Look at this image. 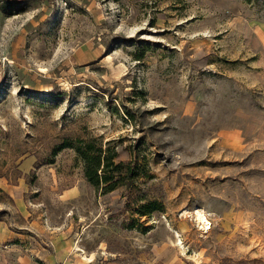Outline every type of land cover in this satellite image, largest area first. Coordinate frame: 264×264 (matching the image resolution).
<instances>
[{
	"label": "rangeland",
	"instance_id": "rangeland-1",
	"mask_svg": "<svg viewBox=\"0 0 264 264\" xmlns=\"http://www.w3.org/2000/svg\"><path fill=\"white\" fill-rule=\"evenodd\" d=\"M0 264H264V0H0Z\"/></svg>",
	"mask_w": 264,
	"mask_h": 264
},
{
	"label": "trees",
	"instance_id": "trees-1",
	"mask_svg": "<svg viewBox=\"0 0 264 264\" xmlns=\"http://www.w3.org/2000/svg\"><path fill=\"white\" fill-rule=\"evenodd\" d=\"M63 146L75 149L82 160L85 179L96 187L101 185L104 190H111L118 183L122 184L124 178L136 176L138 173L135 163L131 160L116 161L115 150L105 149L102 144L94 147L90 140L79 139L77 144L65 142ZM158 209L160 204L151 200L140 204L138 211L140 214L149 215Z\"/></svg>",
	"mask_w": 264,
	"mask_h": 264
},
{
	"label": "bare ground",
	"instance_id": "bare-ground-1",
	"mask_svg": "<svg viewBox=\"0 0 264 264\" xmlns=\"http://www.w3.org/2000/svg\"><path fill=\"white\" fill-rule=\"evenodd\" d=\"M186 212V211H184ZM188 212V211H187ZM191 213L194 215V217L200 222L201 224V228L203 229H208L210 227L209 225V221L206 218V215L204 213V211L202 209L196 208L194 210L191 211ZM189 214V213H188ZM191 216V215H190ZM181 243V242H180ZM76 248L78 249V247L76 246Z\"/></svg>",
	"mask_w": 264,
	"mask_h": 264
}]
</instances>
